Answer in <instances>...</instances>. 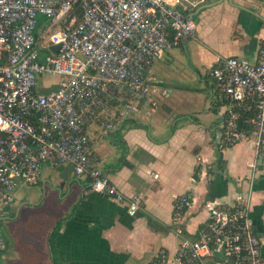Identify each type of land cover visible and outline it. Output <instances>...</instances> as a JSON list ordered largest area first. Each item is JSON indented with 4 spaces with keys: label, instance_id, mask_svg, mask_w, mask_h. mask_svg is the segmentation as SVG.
<instances>
[{
    "label": "built area",
    "instance_id": "obj_1",
    "mask_svg": "<svg viewBox=\"0 0 264 264\" xmlns=\"http://www.w3.org/2000/svg\"><path fill=\"white\" fill-rule=\"evenodd\" d=\"M201 3L0 0V218L17 183L36 184L45 163L71 166L89 192L124 202L129 216L142 209L143 196H123L95 167L87 127L96 122L104 137L126 119L149 115L168 96L146 76L172 43L196 37L189 9ZM39 16L45 22L34 34ZM207 74L221 93L220 144L253 146L247 189L232 205L208 206L197 241L184 236L189 196L177 197L171 219L176 250L160 251L152 264H261V239L249 210L264 147V40L254 62L220 58ZM41 77L58 78L56 89L39 93ZM250 110L253 117L243 118ZM5 244L0 229V258Z\"/></svg>",
    "mask_w": 264,
    "mask_h": 264
},
{
    "label": "crops",
    "instance_id": "obj_2",
    "mask_svg": "<svg viewBox=\"0 0 264 264\" xmlns=\"http://www.w3.org/2000/svg\"><path fill=\"white\" fill-rule=\"evenodd\" d=\"M189 14L196 37L172 43L146 76L168 96L104 137L96 122L87 127L95 167L123 196H143L142 209L129 216L124 202L89 192L71 166L42 164L38 182L17 183L14 201L3 209V264H152L160 251L176 250L177 197L189 196L184 236L197 241L208 206L232 205L245 193L254 149L250 142L220 144L223 104L207 71L220 58L255 61L264 40V0H203ZM58 81L37 91H53ZM256 163L249 217L264 264V147Z\"/></svg>",
    "mask_w": 264,
    "mask_h": 264
},
{
    "label": "rangeland",
    "instance_id": "obj_3",
    "mask_svg": "<svg viewBox=\"0 0 264 264\" xmlns=\"http://www.w3.org/2000/svg\"><path fill=\"white\" fill-rule=\"evenodd\" d=\"M45 22V19L42 16H39L36 20V29L34 30V34L35 31L37 30L38 25L43 24ZM55 82V78H51V77H41L38 80V86L39 89L41 88V86H49L52 85ZM47 89H40L39 91L41 92H45ZM3 234L6 233V230L2 231ZM16 258L13 257L12 260H15ZM0 264H3V260L1 259Z\"/></svg>",
    "mask_w": 264,
    "mask_h": 264
},
{
    "label": "flooded vegetation",
    "instance_id": "obj_4",
    "mask_svg": "<svg viewBox=\"0 0 264 264\" xmlns=\"http://www.w3.org/2000/svg\"><path fill=\"white\" fill-rule=\"evenodd\" d=\"M0 229L1 231H4L7 229L6 222L4 221V218H0ZM3 233V232H2ZM4 235V234H3Z\"/></svg>",
    "mask_w": 264,
    "mask_h": 264
},
{
    "label": "trees",
    "instance_id": "obj_5",
    "mask_svg": "<svg viewBox=\"0 0 264 264\" xmlns=\"http://www.w3.org/2000/svg\"><path fill=\"white\" fill-rule=\"evenodd\" d=\"M253 117V111L250 110L248 112H246L245 114H243V118H247V119H251Z\"/></svg>",
    "mask_w": 264,
    "mask_h": 264
},
{
    "label": "water",
    "instance_id": "obj_6",
    "mask_svg": "<svg viewBox=\"0 0 264 264\" xmlns=\"http://www.w3.org/2000/svg\"><path fill=\"white\" fill-rule=\"evenodd\" d=\"M57 50H58V47H54V48H53V51H57Z\"/></svg>",
    "mask_w": 264,
    "mask_h": 264
}]
</instances>
